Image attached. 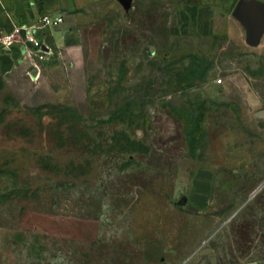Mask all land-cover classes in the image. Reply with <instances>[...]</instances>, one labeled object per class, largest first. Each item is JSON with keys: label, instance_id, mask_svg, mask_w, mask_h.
<instances>
[{"label": "rangeland", "instance_id": "374dc122", "mask_svg": "<svg viewBox=\"0 0 264 264\" xmlns=\"http://www.w3.org/2000/svg\"><path fill=\"white\" fill-rule=\"evenodd\" d=\"M232 11L94 0L77 54L0 37V264H264V34Z\"/></svg>", "mask_w": 264, "mask_h": 264}, {"label": "crops", "instance_id": "0c3cea01", "mask_svg": "<svg viewBox=\"0 0 264 264\" xmlns=\"http://www.w3.org/2000/svg\"><path fill=\"white\" fill-rule=\"evenodd\" d=\"M94 0H0V37L15 29L24 34L26 29L33 27L35 38L46 41L51 40L59 47H67L71 54L78 53L76 33L71 30V18L78 15L83 8ZM188 6L203 8H227L232 9L237 0H181ZM264 3V0H254ZM48 15L51 20L58 21L57 24L43 25L40 22L42 16ZM63 18V20L61 19ZM0 52L6 55L19 56L22 50L17 43L7 44L0 39ZM211 96L215 100L227 97V92L218 85L208 87Z\"/></svg>", "mask_w": 264, "mask_h": 264}, {"label": "water", "instance_id": "95a60500", "mask_svg": "<svg viewBox=\"0 0 264 264\" xmlns=\"http://www.w3.org/2000/svg\"><path fill=\"white\" fill-rule=\"evenodd\" d=\"M122 2L129 5L131 0H122ZM232 14L246 28L252 41L259 40L264 34V3H258L254 0H237L233 7ZM262 187H264V185ZM262 187L258 188L251 198H253ZM236 213H234L228 221H230Z\"/></svg>", "mask_w": 264, "mask_h": 264}, {"label": "built area", "instance_id": "2783aa9c", "mask_svg": "<svg viewBox=\"0 0 264 264\" xmlns=\"http://www.w3.org/2000/svg\"><path fill=\"white\" fill-rule=\"evenodd\" d=\"M59 21H61V20H59ZM59 21H52L48 15H44V16L41 18V20H40V22H41L42 24H44V25H49V24H52V23H53V24H57ZM34 28L36 29L37 27H33V29H34ZM28 31H29V30H28ZM16 33H20V30H19V29H15L14 32L9 33V34L5 37V38L7 39L6 41H7V42L12 41L13 38L15 37ZM28 33H29V34H28V38L31 39L32 37H30V35H31L32 32H28ZM36 45H39V43L36 42ZM221 81H222V80H219V83H220Z\"/></svg>", "mask_w": 264, "mask_h": 264}]
</instances>
